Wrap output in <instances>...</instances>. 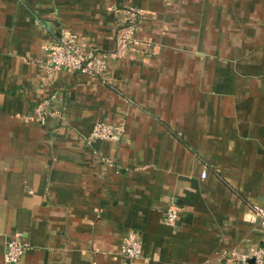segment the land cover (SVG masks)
Masks as SVG:
<instances>
[{
  "label": "crops",
  "instance_id": "1",
  "mask_svg": "<svg viewBox=\"0 0 264 264\" xmlns=\"http://www.w3.org/2000/svg\"><path fill=\"white\" fill-rule=\"evenodd\" d=\"M123 1L151 54L111 61L110 84L43 74L60 30L112 49ZM49 96L59 115L41 120ZM98 121L121 138L88 141ZM249 203L264 205V0H0V264L17 233V264H145L120 255L129 230L147 264H239L262 243Z\"/></svg>",
  "mask_w": 264,
  "mask_h": 264
},
{
  "label": "built area",
  "instance_id": "2",
  "mask_svg": "<svg viewBox=\"0 0 264 264\" xmlns=\"http://www.w3.org/2000/svg\"><path fill=\"white\" fill-rule=\"evenodd\" d=\"M118 22L114 30V46L110 50H99L86 45L82 39L71 32L60 30L43 49L45 58L40 61L43 74L54 76L58 71L85 74L98 78L104 84H110L108 72L111 61L121 59H145L152 53L154 44L137 35L138 21L144 11L128 2H121L115 7ZM53 97H45L34 106V112L41 120L48 114L59 115V110L52 108ZM124 132L123 124L98 121L92 126L89 135L91 140L118 141ZM205 176V172L202 173ZM248 221L262 232V243L249 254L239 255V264H264V205L249 203L247 205ZM178 219V209L171 203L163 212V221L174 225ZM25 243L19 234L10 237L4 247V264H17L25 250ZM120 255L124 259L142 258L145 264L149 258L142 254V242L139 234L129 230L122 238Z\"/></svg>",
  "mask_w": 264,
  "mask_h": 264
},
{
  "label": "trees",
  "instance_id": "3",
  "mask_svg": "<svg viewBox=\"0 0 264 264\" xmlns=\"http://www.w3.org/2000/svg\"><path fill=\"white\" fill-rule=\"evenodd\" d=\"M143 14H144V13H143ZM142 17H143V15L141 16V18H142ZM141 18H140V19H141ZM140 19H139V21H140ZM139 21H138V24H139ZM118 61H119V60H118Z\"/></svg>",
  "mask_w": 264,
  "mask_h": 264
}]
</instances>
